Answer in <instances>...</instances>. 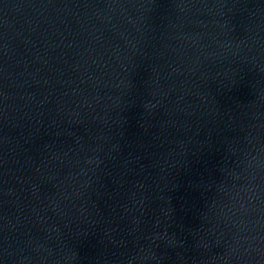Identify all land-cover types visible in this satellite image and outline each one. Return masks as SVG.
<instances>
[{
	"label": "water",
	"instance_id": "1",
	"mask_svg": "<svg viewBox=\"0 0 264 264\" xmlns=\"http://www.w3.org/2000/svg\"><path fill=\"white\" fill-rule=\"evenodd\" d=\"M0 164L264 228V0H0Z\"/></svg>",
	"mask_w": 264,
	"mask_h": 264
}]
</instances>
